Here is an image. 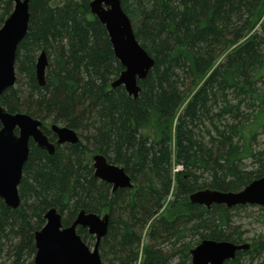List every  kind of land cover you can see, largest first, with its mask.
Returning a JSON list of instances; mask_svg holds the SVG:
<instances>
[{
    "label": "trees",
    "instance_id": "1",
    "mask_svg": "<svg viewBox=\"0 0 264 264\" xmlns=\"http://www.w3.org/2000/svg\"><path fill=\"white\" fill-rule=\"evenodd\" d=\"M55 1L30 0L16 83L0 102L42 120L51 141L54 123L74 129L80 141L57 146L53 155L31 141L21 206L0 200V264L35 256V232L52 207L65 226L82 209L110 214L99 245L104 264L188 262L203 239L247 242L236 217L264 207L207 208L190 195L239 191L264 176V0H121L139 43L155 59L137 97L112 86L124 67L91 0ZM14 6L15 0H0V27ZM42 51L45 85L36 73ZM98 153L123 166L133 187L113 191L96 177ZM78 232L95 244L87 228ZM261 259L264 233L227 264Z\"/></svg>",
    "mask_w": 264,
    "mask_h": 264
},
{
    "label": "water",
    "instance_id": "2",
    "mask_svg": "<svg viewBox=\"0 0 264 264\" xmlns=\"http://www.w3.org/2000/svg\"><path fill=\"white\" fill-rule=\"evenodd\" d=\"M30 0H15L13 12L0 27V99L4 92L15 85L16 51L26 36L30 22ZM90 8L106 26L115 54L124 70L112 83L123 85L134 97L139 95V80L147 77L154 67L155 59L139 43L132 21L122 7L121 0H91ZM48 56L42 51L36 65L37 79L45 85ZM0 200L12 208L22 203L20 184L25 163L30 155V143L35 142L50 155L56 152V143L51 142L42 129L43 121L23 112H9L0 102ZM58 136L57 143L77 144L79 134L72 128L52 124ZM95 176L111 184L113 191L132 188L131 176L119 164L111 163L101 153L93 156ZM192 203L210 208L213 204L233 208L239 205L264 207V176L254 179L239 191L200 189L190 195ZM46 223L35 232L36 253L34 264H104L99 245L106 236L110 214L87 212L82 209L70 225H64L62 213L52 207L45 214ZM87 228L95 236L93 246L87 244L78 233V228ZM250 243L203 239L191 249V264H226L236 257L238 251L250 249Z\"/></svg>",
    "mask_w": 264,
    "mask_h": 264
},
{
    "label": "rangeland",
    "instance_id": "3",
    "mask_svg": "<svg viewBox=\"0 0 264 264\" xmlns=\"http://www.w3.org/2000/svg\"><path fill=\"white\" fill-rule=\"evenodd\" d=\"M62 0H56L55 3H59ZM259 145L264 149V137H259ZM247 211L249 213H242L236 217V223L240 227V231L243 233V236L247 239V242L251 243V240L258 238L264 233V211H260L257 207H251ZM148 236L144 235V242H148ZM7 259V258H6ZM6 259L1 260V263L6 261ZM31 261H34V257H27L24 264H30ZM191 260L188 262H181L178 258L174 261L173 264H191ZM9 264V263H5ZM255 264H264V259H261Z\"/></svg>",
    "mask_w": 264,
    "mask_h": 264
},
{
    "label": "flooded vegetation",
    "instance_id": "4",
    "mask_svg": "<svg viewBox=\"0 0 264 264\" xmlns=\"http://www.w3.org/2000/svg\"><path fill=\"white\" fill-rule=\"evenodd\" d=\"M42 129H43V128H42ZM49 129H50V131L52 132V134L55 135V141H51V140H50V141L56 143V150H57V146H63V145H66V144H71V143H67V142H66V143H62V144H58V143H57L58 136L53 132V130L51 129V127H50ZM48 137H49V135H48ZM49 139H50V138H49ZM79 141H80V140H79ZM79 141H78V142H79ZM92 161H93V158H92ZM112 187H113V186H112ZM82 228H83V227H82ZM78 229H79V228H78ZM78 233H79V232H78ZM79 234H80V233H79ZM80 235H81V234H80ZM82 238H83V237H82ZM83 240H84V239H83ZM86 243H87V242H86ZM87 244H88V243H87ZM226 264H227V263H226Z\"/></svg>",
    "mask_w": 264,
    "mask_h": 264
},
{
    "label": "built area",
    "instance_id": "5",
    "mask_svg": "<svg viewBox=\"0 0 264 264\" xmlns=\"http://www.w3.org/2000/svg\"><path fill=\"white\" fill-rule=\"evenodd\" d=\"M178 169H182V166H178Z\"/></svg>",
    "mask_w": 264,
    "mask_h": 264
}]
</instances>
